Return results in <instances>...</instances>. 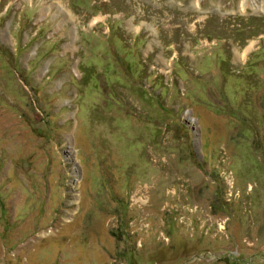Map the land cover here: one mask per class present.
Returning a JSON list of instances; mask_svg holds the SVG:
<instances>
[{
	"label": "rangeland",
	"instance_id": "374dc122",
	"mask_svg": "<svg viewBox=\"0 0 264 264\" xmlns=\"http://www.w3.org/2000/svg\"><path fill=\"white\" fill-rule=\"evenodd\" d=\"M0 264H264V8L0 0Z\"/></svg>",
	"mask_w": 264,
	"mask_h": 264
},
{
	"label": "bare ground",
	"instance_id": "6f19581e",
	"mask_svg": "<svg viewBox=\"0 0 264 264\" xmlns=\"http://www.w3.org/2000/svg\"><path fill=\"white\" fill-rule=\"evenodd\" d=\"M247 6H252L254 9H262L263 0H239L240 10H245Z\"/></svg>",
	"mask_w": 264,
	"mask_h": 264
}]
</instances>
